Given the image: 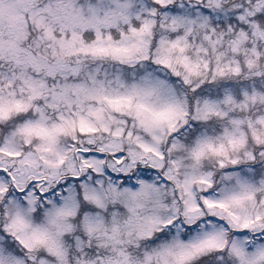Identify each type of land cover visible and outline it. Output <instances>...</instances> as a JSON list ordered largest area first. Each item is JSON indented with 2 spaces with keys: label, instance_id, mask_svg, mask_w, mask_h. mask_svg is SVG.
Returning a JSON list of instances; mask_svg holds the SVG:
<instances>
[{
  "label": "snow or ice",
  "instance_id": "6c2138e0",
  "mask_svg": "<svg viewBox=\"0 0 264 264\" xmlns=\"http://www.w3.org/2000/svg\"><path fill=\"white\" fill-rule=\"evenodd\" d=\"M0 264H264V0H0Z\"/></svg>",
  "mask_w": 264,
  "mask_h": 264
}]
</instances>
